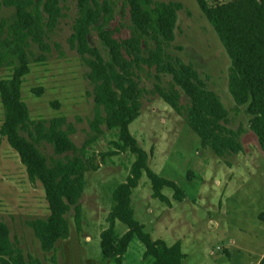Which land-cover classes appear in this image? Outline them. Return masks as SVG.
Segmentation results:
<instances>
[{"label": "rangeland", "instance_id": "rangeland-1", "mask_svg": "<svg viewBox=\"0 0 264 264\" xmlns=\"http://www.w3.org/2000/svg\"><path fill=\"white\" fill-rule=\"evenodd\" d=\"M113 1L116 17L111 27L123 24L122 36H127L131 19L121 8L123 0ZM163 1L183 5L176 38L167 46V54L172 61L181 59L192 64L207 87L220 95L229 111L226 125L241 133L243 149L220 157L212 147L203 146L186 116L177 113L155 86L177 90L184 107L190 105V98L177 85L173 87L171 76L143 68L137 79L144 90L141 115L130 125V131L148 153L150 169L175 182L185 198L176 200V190L171 187L163 189L169 204L155 198L152 181L144 173L132 196L135 219L154 240H164L170 246L179 242L185 255L182 264H260L264 258V220L260 218L264 213V152L250 129L247 107L238 105L230 92L232 59L197 0ZM68 5L49 40L52 51L48 61L32 64L22 91L32 119L66 117L76 128L72 138L81 148L97 134L92 128L95 100L87 78L89 68L68 41L77 14L75 3L69 1ZM12 11L0 9V20ZM12 74V68H1L0 82ZM37 88L42 89L41 96L34 91ZM4 121L0 94V131ZM101 127L103 134L86 147L87 157L99 168L86 173L82 230L76 228L71 214L69 238L58 241L50 252L42 249L28 224L50 214L44 187L30 180L19 154L0 134V221L8 225L12 241L27 261L34 258L44 264H116L104 257L101 234L110 225L114 192L126 182L136 156L130 149L113 155L119 150L116 143L122 144L120 129ZM42 149L55 156L50 145ZM128 230L125 223L116 222L118 237ZM144 254L145 246L134 239L124 264H150L152 259Z\"/></svg>", "mask_w": 264, "mask_h": 264}, {"label": "trees", "instance_id": "trees-1", "mask_svg": "<svg viewBox=\"0 0 264 264\" xmlns=\"http://www.w3.org/2000/svg\"><path fill=\"white\" fill-rule=\"evenodd\" d=\"M69 1L75 3L77 14L68 41L89 68L87 78L95 100L92 128L97 134L81 148L72 138L76 128L66 117L32 119L22 91L32 64L48 61L52 51L49 40L65 16V9H69ZM197 2L232 59L230 92L238 105L247 107L250 129L264 152V0ZM114 6L113 0H0V9L13 10L0 20V69H13L11 77L0 82L5 109L0 134L19 154L30 180L44 187L50 214L28 224L42 249L50 252L58 241L69 238L71 214L76 228L82 230L86 173L99 168L87 157V145L103 134L102 125L109 130L120 129L122 144L116 143L119 150L112 154L130 149L136 159L126 182L114 192L110 225L101 234L103 255L124 264L131 243L138 239L145 246V257L152 259L150 264H182L185 255L180 243L170 246L164 240H154L134 216L132 196L144 173L152 181L155 198L170 203L163 194L165 187L176 190V200L185 198L175 182L150 169L148 153L130 131L143 104L144 90L137 82L140 70L154 68L158 74L171 76L173 87L177 85L184 91L190 105L181 104V95L175 89L167 91L156 84V91L177 113L186 116L203 146L212 147L218 156L241 152V133L227 127L228 109L194 66L181 59L172 61L166 52L176 38L183 5L163 0H123L121 8L131 19L127 36H122L123 24L111 27L116 17ZM157 78L161 80L159 75ZM34 91L42 95V89ZM47 145L55 156L42 149ZM260 218L264 220V213ZM117 221L129 228L122 237L115 232ZM0 264L44 263L34 258L27 261L22 249L12 241L8 225L0 221ZM260 264H264V258Z\"/></svg>", "mask_w": 264, "mask_h": 264}]
</instances>
